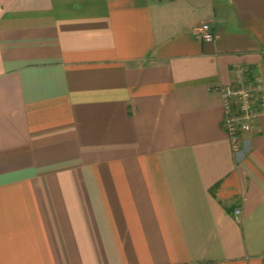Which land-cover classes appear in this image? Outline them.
I'll list each match as a JSON object with an SVG mask.
<instances>
[{"label":"crops","instance_id":"crops-1","mask_svg":"<svg viewBox=\"0 0 264 264\" xmlns=\"http://www.w3.org/2000/svg\"><path fill=\"white\" fill-rule=\"evenodd\" d=\"M236 65L264 99V0H0V264H264Z\"/></svg>","mask_w":264,"mask_h":264},{"label":"built area","instance_id":"built-area-1","mask_svg":"<svg viewBox=\"0 0 264 264\" xmlns=\"http://www.w3.org/2000/svg\"><path fill=\"white\" fill-rule=\"evenodd\" d=\"M197 33L202 41L210 42L215 39L208 23L199 26ZM262 90V78L258 75L251 80L246 69L240 65L234 66L231 83L219 87L224 126L235 155L241 154L244 135L253 131L254 121L262 113L264 99L257 97ZM235 214L240 215L241 210L236 209Z\"/></svg>","mask_w":264,"mask_h":264}]
</instances>
